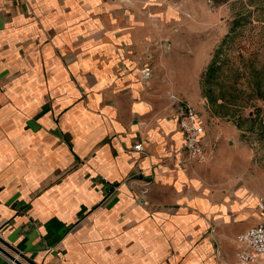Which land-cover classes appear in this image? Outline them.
<instances>
[{
	"label": "crops",
	"instance_id": "1",
	"mask_svg": "<svg viewBox=\"0 0 264 264\" xmlns=\"http://www.w3.org/2000/svg\"><path fill=\"white\" fill-rule=\"evenodd\" d=\"M167 14L164 0H0V244L23 263L239 264L257 198L207 194L200 163L181 164L159 84Z\"/></svg>",
	"mask_w": 264,
	"mask_h": 264
},
{
	"label": "rangeland",
	"instance_id": "2",
	"mask_svg": "<svg viewBox=\"0 0 264 264\" xmlns=\"http://www.w3.org/2000/svg\"><path fill=\"white\" fill-rule=\"evenodd\" d=\"M164 4L172 18L162 27L166 50L159 84L170 102L174 93L195 107L209 135L206 162L191 165L203 173L196 181L207 194L228 200L255 196L259 202L264 198V0ZM216 49L220 65L206 80ZM260 211L257 203L250 224ZM222 242L235 250L231 238ZM228 254L232 258L231 249Z\"/></svg>",
	"mask_w": 264,
	"mask_h": 264
},
{
	"label": "built area",
	"instance_id": "3",
	"mask_svg": "<svg viewBox=\"0 0 264 264\" xmlns=\"http://www.w3.org/2000/svg\"><path fill=\"white\" fill-rule=\"evenodd\" d=\"M142 71L145 75L149 74L148 67L143 68ZM169 97L176 108L174 118L183 140L181 164L187 165L193 161L205 162L208 150L203 140L204 123L198 117L195 107L187 99L174 93H171ZM133 149L142 150V144L135 143ZM258 201L261 207L259 220L236 236L235 255L239 264H264V198Z\"/></svg>",
	"mask_w": 264,
	"mask_h": 264
},
{
	"label": "trees",
	"instance_id": "4",
	"mask_svg": "<svg viewBox=\"0 0 264 264\" xmlns=\"http://www.w3.org/2000/svg\"><path fill=\"white\" fill-rule=\"evenodd\" d=\"M218 59H219V50L216 49L210 64L208 65L206 71L204 72V76L206 77V80L207 79L209 80L211 77H213L214 71L219 67L220 63H218Z\"/></svg>",
	"mask_w": 264,
	"mask_h": 264
},
{
	"label": "water",
	"instance_id": "5",
	"mask_svg": "<svg viewBox=\"0 0 264 264\" xmlns=\"http://www.w3.org/2000/svg\"><path fill=\"white\" fill-rule=\"evenodd\" d=\"M0 251L8 255L11 259H13L17 264H25L20 259L9 253L1 244H0Z\"/></svg>",
	"mask_w": 264,
	"mask_h": 264
}]
</instances>
